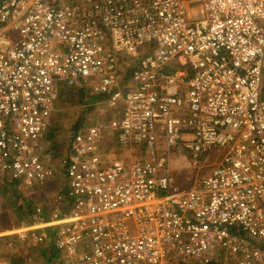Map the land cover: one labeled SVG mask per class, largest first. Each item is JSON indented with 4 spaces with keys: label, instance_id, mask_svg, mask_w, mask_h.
Listing matches in <instances>:
<instances>
[{
    "label": "built area",
    "instance_id": "built-area-1",
    "mask_svg": "<svg viewBox=\"0 0 264 264\" xmlns=\"http://www.w3.org/2000/svg\"><path fill=\"white\" fill-rule=\"evenodd\" d=\"M61 86L118 113L73 133L65 194L0 236L40 247L50 231L59 264H264V0H0L13 189L55 176L44 140ZM107 136L138 157L110 158ZM177 154H214L213 171L182 191Z\"/></svg>",
    "mask_w": 264,
    "mask_h": 264
},
{
    "label": "rangeland",
    "instance_id": "rangeland-1",
    "mask_svg": "<svg viewBox=\"0 0 264 264\" xmlns=\"http://www.w3.org/2000/svg\"><path fill=\"white\" fill-rule=\"evenodd\" d=\"M123 74L129 77L130 69L126 68ZM70 91L71 93L61 92L44 140L45 148L51 151L56 158L55 176L49 179L44 186L24 191L10 187L8 180H0V233L18 228L22 222L28 220V212H31L33 208L45 203L50 207L55 205L57 196L65 194L66 191L65 169L60 166V162L68 151L75 129L82 126H93L102 120L106 122L118 113L110 109L103 99L95 101V98L88 94L82 101L78 89H70ZM102 110H104V116H100ZM104 146L110 158L130 160L138 157L135 150L120 148L115 139L110 136L106 137ZM214 157L213 154L209 159H202L199 164H194L188 154L183 157L175 155L170 166L175 185L182 191L199 185L200 181L212 171ZM129 225L133 227L132 222H129ZM3 236L5 235L0 236V264H59L61 261L57 251L54 255L48 253L49 256L53 255L49 258L45 256L43 250L47 251L48 247H51L48 242L39 245L40 247H35L32 242H17L15 249L11 250L7 247V241Z\"/></svg>",
    "mask_w": 264,
    "mask_h": 264
},
{
    "label": "crops",
    "instance_id": "crops-1",
    "mask_svg": "<svg viewBox=\"0 0 264 264\" xmlns=\"http://www.w3.org/2000/svg\"><path fill=\"white\" fill-rule=\"evenodd\" d=\"M207 159H209V158H208V157H204V158H203V160H207ZM214 159H215V157H214ZM215 160H216V159H215ZM214 163H215V161H214ZM214 163H213V164H214ZM213 168H214V166H213ZM212 171H213V169H212ZM212 171H211V172H212ZM211 172H210V173H211ZM33 209H34V208H33ZM33 209H32V211H33ZM32 211H31V212H32ZM28 219H29V218H28ZM12 230H14V229H12ZM12 230L6 231V232H4V233H8V232H10V231H12ZM49 234H50V242H49L48 244L51 245V247L49 246L50 248L48 247V250H47L46 252L43 250V253H45V256L48 257V258H49L50 256H53L54 253L56 252V249H55V246H54L53 240H52V238H51V237H52V233H51L50 231H49ZM9 237H10V239L13 238V239L16 240V245H17V242H21V241L18 240V238H17L16 236H12V237H11V236H4L3 238L6 239V241H7V240L9 239ZM0 239H1V237H0ZM21 243H22V242H21ZM46 253H47V254H46ZM48 253H51V254H53V255L50 254V256H49ZM59 263H60V262H59Z\"/></svg>",
    "mask_w": 264,
    "mask_h": 264
},
{
    "label": "trees",
    "instance_id": "trees-1",
    "mask_svg": "<svg viewBox=\"0 0 264 264\" xmlns=\"http://www.w3.org/2000/svg\"><path fill=\"white\" fill-rule=\"evenodd\" d=\"M70 89H73V88H67V87H64V86H61L60 90L62 93H64V91H69V93H71ZM74 89H78V94L81 96V100L83 101L84 99H86L87 95H88V92L86 91V89L84 88H74ZM85 97V98H84ZM100 98H95V101L99 100ZM80 128V127H79ZM78 129V127L75 129V131ZM50 138V135L48 136ZM30 214H32L31 212H28ZM10 239V237H9ZM46 252V251H45ZM47 254V253H46Z\"/></svg>",
    "mask_w": 264,
    "mask_h": 264
}]
</instances>
